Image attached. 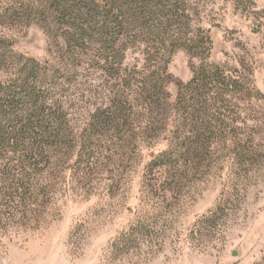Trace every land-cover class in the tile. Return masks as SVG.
<instances>
[{"label":"rangeland","instance_id":"1","mask_svg":"<svg viewBox=\"0 0 264 264\" xmlns=\"http://www.w3.org/2000/svg\"><path fill=\"white\" fill-rule=\"evenodd\" d=\"M89 1L0 0V264H264V0L181 1L240 78L167 108L179 140L129 113L125 69H158ZM167 59L174 104L201 60Z\"/></svg>","mask_w":264,"mask_h":264},{"label":"trees","instance_id":"2","mask_svg":"<svg viewBox=\"0 0 264 264\" xmlns=\"http://www.w3.org/2000/svg\"><path fill=\"white\" fill-rule=\"evenodd\" d=\"M90 1L95 4L97 10L103 8V26L112 21L104 17H110L111 12L116 11L117 16L122 17L121 22H116L124 29L130 27L134 31L129 41L132 43V48L136 47L139 53L143 55L145 61L148 62V74L151 65L154 69H158L152 71V76L147 78L146 82L142 75L145 69L138 68V65L125 69L126 79L130 85L131 83L133 84L131 87L128 84L129 92L127 96L129 102L127 104L130 107L129 113L134 114L131 111L137 107L143 111L158 112L163 117V124H172L173 140L181 139L184 128L180 126L179 117L176 116L177 113L174 112L175 116L173 117L168 114L171 106L177 107L182 98H191L193 90H205L201 92V95H211L217 99L219 95L228 92L233 93L234 89H236L240 77L232 73L226 74L221 66L209 61L212 40L202 28L193 26V13L191 9L181 3L182 0ZM102 1L105 2L104 5H102ZM59 3H61V0ZM66 9H69L68 6ZM90 17L89 22L94 19L93 13ZM88 26L89 29H95L90 27L95 26L94 24H89ZM88 28L85 30L84 26H81L78 30L88 32ZM79 40V38L70 39V41L65 40V42L72 44L77 43ZM176 47H183L188 50L193 57L201 60V64L198 67H194L191 81L179 88L178 96L180 99L173 104L170 101V93L166 90L167 85L170 83V75L167 74V63L169 60L167 57ZM163 63L165 64L164 67ZM28 97L34 98L36 96L31 95V92H29ZM38 98L40 99L38 109H40L46 104V96ZM42 113L38 116L39 121L43 123L41 125L46 124L53 128V124L58 123L54 118H50L48 114ZM130 114H126L127 118H130ZM42 146L33 147L31 160L35 156L45 155V153L41 152Z\"/></svg>","mask_w":264,"mask_h":264}]
</instances>
